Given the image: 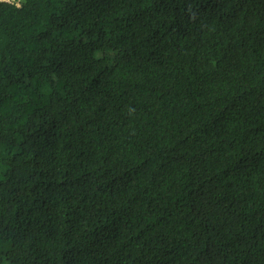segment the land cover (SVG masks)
Returning <instances> with one entry per match:
<instances>
[{
    "label": "trees",
    "instance_id": "1",
    "mask_svg": "<svg viewBox=\"0 0 264 264\" xmlns=\"http://www.w3.org/2000/svg\"><path fill=\"white\" fill-rule=\"evenodd\" d=\"M0 264H264V0H0Z\"/></svg>",
    "mask_w": 264,
    "mask_h": 264
}]
</instances>
